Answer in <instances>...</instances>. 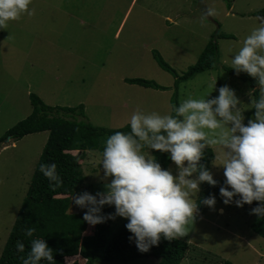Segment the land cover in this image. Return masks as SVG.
<instances>
[{
  "label": "rangeland",
  "instance_id": "1",
  "mask_svg": "<svg viewBox=\"0 0 264 264\" xmlns=\"http://www.w3.org/2000/svg\"><path fill=\"white\" fill-rule=\"evenodd\" d=\"M197 0H31L33 15L22 13L0 29V252L27 188L47 131L25 134L19 139L1 137L31 112L29 93L49 105L83 104L87 120L106 129L127 124L135 110L145 113L170 112L171 100L217 95L216 87L227 84L239 98L244 122L252 115L253 99L249 84L224 70L243 38L258 26L253 12L264 9V0H206L211 20L198 9ZM228 4L230 6L228 7ZM218 58L215 66L187 79H175L196 63L209 39L217 34ZM176 71L162 69L151 50ZM125 77L152 79L166 89H152L127 83ZM214 87L211 90L212 82ZM259 91V86H258ZM255 111V110H254ZM79 116V115H78ZM208 147V146H206ZM208 165L214 179L223 177L215 159ZM144 151V149H142ZM152 155L150 150H147ZM101 153L88 151L80 159L85 175L75 189L94 194L102 190ZM173 174L176 168L170 161ZM195 174H193L194 176ZM193 196L198 204L204 186ZM73 192L68 196L71 201ZM197 204L193 221L183 237L188 243L180 264H264V237L253 232L250 223L258 218L251 205L237 207L215 197L209 207ZM107 206V205H105ZM220 207V208H219ZM87 211L71 202L69 212ZM126 218L111 219V236ZM89 232V230L87 231ZM72 258H65L69 262ZM155 257L130 260L102 259L93 264H157Z\"/></svg>",
  "mask_w": 264,
  "mask_h": 264
},
{
  "label": "clouds",
  "instance_id": "2",
  "mask_svg": "<svg viewBox=\"0 0 264 264\" xmlns=\"http://www.w3.org/2000/svg\"><path fill=\"white\" fill-rule=\"evenodd\" d=\"M30 3L31 0H0V29L22 13L33 15ZM257 19L258 26L243 38L238 50H227L233 53L230 64L234 73L246 72L259 86V98L250 105L255 111L246 123L237 106L239 98L227 84L216 87L217 95L211 98H206L210 91L199 99L189 95L164 114L133 111L127 119L129 131H114L104 140L99 160L104 178L102 190L72 194L71 202L87 209L82 213L85 222L95 225L115 216L126 218L128 239L142 252L161 238L185 236L197 211L192 197L199 192L200 183L217 184L211 172L198 163L205 147L214 145L219 146L215 159L224 177L218 190L222 202L239 207L257 201L249 211L257 217L264 216V16ZM147 150L167 153L175 165V174L162 168ZM39 171L50 184L55 182L52 186L60 185L55 162L41 163ZM199 202L211 207L215 197L210 194ZM105 205L114 211L102 213ZM33 232L29 227L25 235ZM29 244L28 253L20 258L21 264L53 260V249L45 239L34 238ZM15 247L18 252L24 251L19 240Z\"/></svg>",
  "mask_w": 264,
  "mask_h": 264
},
{
  "label": "trees",
  "instance_id": "3",
  "mask_svg": "<svg viewBox=\"0 0 264 264\" xmlns=\"http://www.w3.org/2000/svg\"><path fill=\"white\" fill-rule=\"evenodd\" d=\"M228 1V0H226ZM230 4H228V7ZM264 9L252 13L262 15ZM218 38H231L230 34L217 33L213 35L199 53L196 63L189 67L175 79V85L179 79H187L193 75L211 69L218 58ZM151 56L164 70L169 71L176 78L177 74L166 61L158 55L157 50H151ZM229 74L245 81L253 88V99L259 98L256 80L246 72L234 73L231 67H226ZM189 77V78H190ZM127 83H133L146 88L166 89L152 79L142 77H125ZM175 101L172 105H178L177 94L172 95ZM31 112L22 120L12 125L1 137V140L9 135L11 139H19L32 132L47 131V138L43 144L39 158L37 159L31 179L11 228L7 240L0 252V264H21L30 248V240L34 238L45 239L47 245L53 249V260L41 259L39 264H93L97 257L102 259L130 260L140 257H155L157 264H180L184 257L188 243L178 238L160 241L150 246L147 251H139L135 244L128 239L129 231L121 225L111 236H108L111 219L89 225L82 219L83 211L69 212L71 205L68 197L75 189L83 184L85 179L80 159L88 151H97L102 154L105 138L114 131H129L128 125L120 128L106 129L102 126L91 124L83 111V104L77 106H51L42 101L38 95L29 93ZM254 111L255 109L252 108ZM174 114V113H173ZM79 115V116H78ZM204 154L198 163L208 169L209 163L214 158L212 148L205 147ZM152 155L158 160L162 168H167L170 160L167 153L151 150ZM56 164V172L60 177L59 186H52L49 180L39 171L41 163ZM216 185L201 182L204 186L203 197L212 195L222 199L219 187L224 179L216 178ZM227 187V186H226ZM237 197L234 196L233 199ZM202 197L200 198V200ZM199 200V201H200ZM258 202L244 205L256 206ZM198 204V203H197ZM202 204H198L201 209ZM112 206H103L102 213L113 212ZM33 228L31 236H26L27 228ZM253 232L264 237V216L254 219L250 223ZM89 230V232H87ZM19 240L24 244V251L18 252L15 242ZM72 258L65 261V258ZM219 264H233L232 261L223 259Z\"/></svg>",
  "mask_w": 264,
  "mask_h": 264
},
{
  "label": "water",
  "instance_id": "4",
  "mask_svg": "<svg viewBox=\"0 0 264 264\" xmlns=\"http://www.w3.org/2000/svg\"><path fill=\"white\" fill-rule=\"evenodd\" d=\"M197 4V7L198 9L201 11V13L208 19H212L211 16H210V13L207 9V6H206V0H197L196 2ZM7 139L9 138V135H7L6 137Z\"/></svg>",
  "mask_w": 264,
  "mask_h": 264
}]
</instances>
